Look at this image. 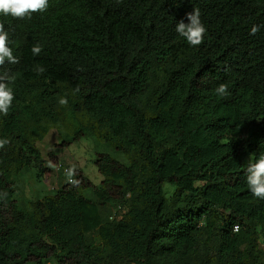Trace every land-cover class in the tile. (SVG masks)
<instances>
[{"label": "trees", "instance_id": "trees-1", "mask_svg": "<svg viewBox=\"0 0 264 264\" xmlns=\"http://www.w3.org/2000/svg\"><path fill=\"white\" fill-rule=\"evenodd\" d=\"M193 9L207 28L195 47L175 31ZM0 23L19 59L0 66L15 77L0 115V264H264V200L245 177V155L264 154V28L250 34L264 0H50ZM50 128L61 147L108 144L103 179L73 166L72 183L18 202L24 172L51 171L35 146Z\"/></svg>", "mask_w": 264, "mask_h": 264}, {"label": "clouds", "instance_id": "clouds-1", "mask_svg": "<svg viewBox=\"0 0 264 264\" xmlns=\"http://www.w3.org/2000/svg\"><path fill=\"white\" fill-rule=\"evenodd\" d=\"M49 5L50 0H0V16H10L14 19H31L33 13H44L49 8ZM200 16V11L198 9H193L192 12L186 14L184 19L179 20L175 26L176 33L180 37L184 38L187 43L193 47L203 43L207 34V28L201 21ZM185 20H187V22H185ZM261 28H264V25H254L250 30V34L255 35L261 30ZM12 44L13 40L11 38L10 31L5 28L3 23H0V66H3L6 62L8 64L19 63L18 57L13 53V48L11 47ZM32 52L34 55H38L41 52V47L39 45L34 46L32 48ZM39 71L43 72L44 69L41 67ZM14 79L15 77L10 76L7 72L0 73V115H8L9 110L13 105L15 93L14 89L10 86V82H13ZM215 93L218 97H224L230 94L227 84H220L215 89ZM67 102L68 101L66 97H62L59 100L61 105H65ZM57 139H59V141H57ZM88 139H91L94 144V153L96 154L95 160L97 159V151L100 150V148L107 152L108 149H111L108 144L96 139L93 137V135L84 136L82 139L73 143ZM55 141H57V143ZM62 141V137L57 128H50L48 132H46L41 138H39V140L36 141L35 146L40 153L43 164H45V167L51 171L50 173L48 172L43 176H39V172L34 168L24 172L20 177L22 183L21 189L23 193L17 192L13 196L14 200L18 202L24 200L36 201L38 197L41 198L49 195L53 189L60 188L63 183H66L67 181L72 183L74 181L72 171L73 166L82 172L83 177L88 179L84 173V170L76 163L72 165H63L64 163H61V157H59L61 156V151L65 148H69L71 145L70 144L67 147H61L60 145L62 144ZM8 143L9 140L7 138H0V149L4 148V146ZM53 154L55 157H53ZM247 158H249V160H247ZM95 160H93L94 164ZM245 162L248 164L245 170L247 187L253 197L264 200V154H260L257 157H255V155L247 154L245 155ZM95 166L100 173L96 164ZM55 171H60L57 175V179H61L60 185L56 188L53 187L52 189H49L48 192L45 191L42 193L40 190L37 191L36 184L42 183L45 179H48ZM100 175L102 176L101 173ZM89 180L91 179L89 178ZM28 186L31 187V193L35 194V196L32 198H29L26 194L28 193ZM86 191L87 189H83L82 194H86ZM116 213L117 211L114 210L110 218L115 219ZM238 230L239 226L235 225L234 231Z\"/></svg>", "mask_w": 264, "mask_h": 264}, {"label": "rangeland", "instance_id": "rangeland-1", "mask_svg": "<svg viewBox=\"0 0 264 264\" xmlns=\"http://www.w3.org/2000/svg\"><path fill=\"white\" fill-rule=\"evenodd\" d=\"M59 141V139H57ZM57 141H55L57 143ZM61 141V140H60ZM94 144L91 141V139L88 140H82L81 142L72 143L69 148H65L61 151V163H64L63 165H72L76 163L79 167H81L84 170V173L88 178H90L94 183L98 184L100 179L102 180V176L98 172L94 161L96 158V154L94 153ZM108 152H113L111 149H108ZM249 160V158H247ZM60 171H55L48 179H45L42 183L36 184V190L43 192H48L49 189H52L53 187H58L60 185V180L57 179V175ZM169 185V184H168ZM28 193L27 196L29 198H32L35 196L34 193H31L30 189L31 187L28 186ZM85 196L88 197V199H92L97 201V198L95 195H91L89 191H86ZM113 210V209H112Z\"/></svg>", "mask_w": 264, "mask_h": 264}]
</instances>
